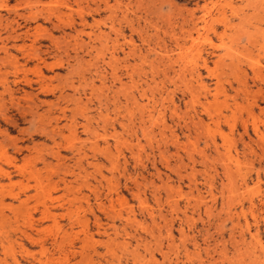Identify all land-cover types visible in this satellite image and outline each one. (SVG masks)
<instances>
[{
  "label": "rangeland",
  "instance_id": "374dc122",
  "mask_svg": "<svg viewBox=\"0 0 264 264\" xmlns=\"http://www.w3.org/2000/svg\"><path fill=\"white\" fill-rule=\"evenodd\" d=\"M0 264H264V0H0Z\"/></svg>",
  "mask_w": 264,
  "mask_h": 264
},
{
  "label": "bare ground",
  "instance_id": "6f19581e",
  "mask_svg": "<svg viewBox=\"0 0 264 264\" xmlns=\"http://www.w3.org/2000/svg\"><path fill=\"white\" fill-rule=\"evenodd\" d=\"M204 27V26H203ZM174 35V34H173ZM192 36V35H191ZM197 37V36H196ZM196 39V38H195ZM197 39H198V37H197ZM196 41V40H195ZM198 43V42H197ZM196 44V43H195ZM19 45V44H18ZM180 45V44H179ZM5 47V46H4ZM185 48V47H184ZM164 54V53H163ZM181 57V56H180ZM177 59V58H176ZM186 63V62H185ZM62 181V180H61ZM18 198V197H17ZM41 198V197H40ZM25 202V201H24ZM22 204L24 205V203L22 202ZM44 213V212H43ZM52 213V212H51ZM31 215V214H30ZM33 215V214H32ZM31 217V216H30ZM29 217V218H30ZM49 218V217H48ZM30 221V220H29ZM28 221V222H29ZM36 223V222H35ZM29 224H31V223H29ZM35 225V224H34ZM29 226V225H28ZM31 226V225H30ZM34 229V228H33ZM27 230V229H26ZM17 231V230H16ZM25 231V230H24ZM32 231V230H31ZM23 234V233H22ZM27 234V233H26ZM32 234V233H31ZM32 236H33V234H32ZM25 237V236H24ZM30 237V236H29ZM21 238H23V237H21ZM26 238H28V237H26ZM31 239V238H30ZM55 240V239H54ZM43 243V242H42ZM23 244V243H22ZM24 249V248H23ZM25 250V249H24ZM30 253V252H29ZM27 259V258H26ZM4 262V261H3Z\"/></svg>",
  "mask_w": 264,
  "mask_h": 264
}]
</instances>
